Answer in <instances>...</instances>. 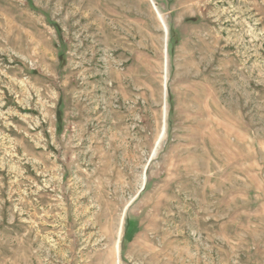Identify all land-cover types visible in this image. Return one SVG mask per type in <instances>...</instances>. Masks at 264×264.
<instances>
[{
	"label": "rangeland",
	"instance_id": "1",
	"mask_svg": "<svg viewBox=\"0 0 264 264\" xmlns=\"http://www.w3.org/2000/svg\"><path fill=\"white\" fill-rule=\"evenodd\" d=\"M0 264H264V0H0Z\"/></svg>",
	"mask_w": 264,
	"mask_h": 264
},
{
	"label": "trees",
	"instance_id": "2",
	"mask_svg": "<svg viewBox=\"0 0 264 264\" xmlns=\"http://www.w3.org/2000/svg\"><path fill=\"white\" fill-rule=\"evenodd\" d=\"M60 56H62V55H60ZM61 115H62L61 110L58 109V111H57V119H58L59 129H61V118H62Z\"/></svg>",
	"mask_w": 264,
	"mask_h": 264
}]
</instances>
